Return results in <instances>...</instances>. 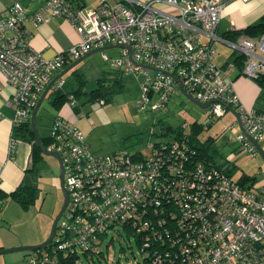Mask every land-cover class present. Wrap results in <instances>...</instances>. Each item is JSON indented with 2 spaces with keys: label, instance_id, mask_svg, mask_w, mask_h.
I'll use <instances>...</instances> for the list:
<instances>
[{
  "label": "built area",
  "instance_id": "1",
  "mask_svg": "<svg viewBox=\"0 0 264 264\" xmlns=\"http://www.w3.org/2000/svg\"><path fill=\"white\" fill-rule=\"evenodd\" d=\"M222 7V0H97L91 7L84 0H43L29 11L14 0L0 14V72L12 88L13 134L30 121L57 71L94 48L123 44L130 51L122 47L115 58L103 56L113 69L143 76L139 110L148 105L165 110L180 92L179 79L194 99L208 102L204 124L224 115L226 103L260 143L264 111L240 103L231 80L233 65L219 67L214 60ZM52 17L67 21L80 40L48 58L29 41L32 29ZM200 35L210 40L201 41ZM233 47L245 57V75L264 74V34H243ZM63 83L58 79L54 90ZM67 102L77 105L73 94ZM48 136L45 149L62 159L68 202L51 242L28 251L17 264H85L108 232L120 235L119 229L138 242L140 252L162 242L174 252L171 259L176 254L182 264H264V183L255 189L254 183L241 185L203 159L188 137L148 142L146 152L124 148L96 155L82 130L58 115ZM235 137L240 150L257 153L242 131ZM15 142L11 138L10 154ZM259 173L264 181V170ZM161 262L153 257L152 264Z\"/></svg>",
  "mask_w": 264,
  "mask_h": 264
},
{
  "label": "rangeland",
  "instance_id": "2",
  "mask_svg": "<svg viewBox=\"0 0 264 264\" xmlns=\"http://www.w3.org/2000/svg\"><path fill=\"white\" fill-rule=\"evenodd\" d=\"M8 1V0H6ZM22 6H26L29 0H17ZM33 4V3H31ZM30 5V4H29ZM115 58L118 49H107ZM109 57V55L107 54ZM76 67L86 78L87 87L94 86V78L101 74L102 70L109 69V60L105 59L101 51L89 54L80 60ZM143 76L128 73L122 89L115 92L105 104L98 101H89L85 95L77 97L83 113L88 115L78 119V124L83 130L89 149L96 155L106 154L112 151L126 148L128 151L142 150L146 152L148 142L162 141L173 138V133L159 135L160 124L165 128H182L184 132L190 130L195 121L204 124L207 119L205 108H201L191 102L180 92L176 91L168 102L165 110L153 111L149 105L144 110H139L136 103L140 100ZM156 100L154 95L153 101ZM36 116V127L41 137L49 135L50 120L56 112L45 99ZM38 111V112H39ZM41 115V116H40ZM234 117L230 111L211 120L209 127L201 130L199 138L205 140L213 137L210 153L216 160L226 159L235 165L231 169V177L238 180L242 174L253 176L254 189L264 183L263 176L259 173L264 170V159L257 152L255 155L238 148L236 134L238 127L232 125ZM264 148V141L260 142ZM224 161V160H223ZM58 162L46 154H41L37 163V173L31 176L30 181L37 183L38 191L34 201L22 205L16 201H10L8 208V225L11 231L21 237L26 243L17 246L36 245L43 242L50 233L53 219L51 214H57L62 199L58 189ZM31 175V174H30ZM250 183V182H249ZM246 184L247 185H249ZM55 217V216H54ZM120 235L108 232L99 246L101 255L95 253L90 262L85 264H151L143 260L136 242L122 229ZM24 252L13 251L0 255V264H17L22 261Z\"/></svg>",
  "mask_w": 264,
  "mask_h": 264
},
{
  "label": "crops",
  "instance_id": "3",
  "mask_svg": "<svg viewBox=\"0 0 264 264\" xmlns=\"http://www.w3.org/2000/svg\"><path fill=\"white\" fill-rule=\"evenodd\" d=\"M13 1L14 0H0L1 15L6 14L7 8ZM110 1L113 2L114 0ZM134 1L145 2L147 0ZM222 1L223 7L221 9L219 24L216 30V35L219 38L213 41L215 46L214 60L219 67L229 64L233 65L231 80L234 91L237 94L240 103L245 108H254L255 105H257V99L261 88L254 78L248 77L244 74L243 70L245 59L244 64H242L243 68L240 70V68L232 61L231 56L233 51L235 50L233 44H235L244 34L242 33L243 30L247 26L258 22L262 17H264V0ZM29 2L30 3H28L26 6H23L27 10L32 11L38 8L39 5L43 3V0H37L35 2H31L29 0ZM96 2L97 0H84V4L88 7L96 5ZM161 7L165 11H168L170 9L165 6ZM28 27L31 28L29 25ZM32 31L33 35L29 41L30 45L35 50L39 51L43 56L48 58L55 56L61 51L67 50L71 46L77 44L80 40L77 31L67 21L55 17L50 18L47 22L39 24L36 28H33ZM257 37L255 36V38ZM200 40L207 42L210 39L206 35H200ZM107 49H118V53L116 55H120L121 47L117 46H108L106 49L101 51L102 55L107 56L108 54L109 58L112 57V55H110L108 52H105V50ZM65 67L61 68L59 71H61ZM59 71H57L54 76ZM101 72V74H97V77L94 78L93 88L88 90L86 89L88 81L75 65L61 76L60 79L64 80L62 89L63 91L71 92L74 90V88L81 87V95H85V97L88 98L87 100L100 102L101 100L103 101V99L90 100L89 96L87 94H84V92H88L97 86V79L108 77V79L105 80L104 83L109 85L111 83H115V78L118 77L120 78L122 84L121 86L117 87H120L119 89H122L124 87L125 76L127 77L128 73H120L119 71L114 70L111 67L110 63L109 69L102 70ZM54 87H56V82L49 89L44 98V100L46 99L48 104L56 110V112L51 117L50 122H52L53 118L58 115L74 122L80 128L78 119L88 115L89 112L83 113L78 102L76 106H70L67 101L57 107L54 106L52 104V98L54 96L52 91L54 90ZM11 95L12 88L7 84L5 76L0 72V195H2V198H0V249L11 247L14 245H23L26 243H30L28 241L25 242L21 237L16 236L11 231V227L8 225V208L10 206H6V204H8L10 201H13L10 199L9 194L23 180L28 184H32L38 187L37 183H33V181H30L32 173H37V163L33 168H31V143L27 140L17 137L15 131L13 134L14 110L10 104ZM102 103L105 104L106 102ZM258 105L264 110V98L260 99V103H258ZM38 113H40V111ZM38 113L36 116H38ZM233 117L234 120L231 126L236 125L239 128L234 115ZM239 131L240 129H238V132ZM11 138L16 139L12 154L9 153V144ZM262 141H264V136ZM261 147L263 148V146ZM137 151L139 152L142 150L135 149L134 151L130 152ZM223 160L214 159V161L218 164H223L225 161H228L226 159ZM228 164H230L231 167L235 165L231 161H228ZM54 216L55 213L53 212L51 214V217L54 218ZM25 254L26 253H24V256Z\"/></svg>",
  "mask_w": 264,
  "mask_h": 264
},
{
  "label": "trees",
  "instance_id": "4",
  "mask_svg": "<svg viewBox=\"0 0 264 264\" xmlns=\"http://www.w3.org/2000/svg\"><path fill=\"white\" fill-rule=\"evenodd\" d=\"M242 33H244L245 35L252 36V37H255V36L259 37L260 35L264 34V17H262L258 22L247 26L243 30ZM231 57H232L231 59L234 62V64L237 65L241 70L243 68L242 64H244V59H245L244 55L238 52L237 50H234ZM114 70L119 71L121 73L120 70H117V69H114ZM107 79L108 77H102V78L97 79V86L88 92H84V94H87L90 100L103 99L104 103L109 101L111 96L119 90L120 87H117V86H121L122 83L120 81V78L116 77L114 81L115 83H111L107 85L106 83H104V81ZM254 79L257 81L258 85L261 88L258 99H257V105H255L254 108L256 110L264 111L258 105V103H260V99L264 98V74H260ZM52 93L54 95L52 98V104L56 107L64 103L65 101H67V96L69 94H73L75 98H77L78 96L82 94L81 87L74 88V90L71 92L63 91V89H56V90H53ZM210 124L211 122L202 124V123L195 121L194 123L191 124L190 130L187 132H184L181 127H179L177 130L173 128L168 129L159 123L160 131L158 134L167 135L169 133H173V138L188 137L190 139V142L195 146V148L198 149L200 156L203 159L211 161L213 162L214 165L221 167L228 173H231L232 167L230 164H228V161H225L223 164H218L217 162L214 161L213 155L209 151V148L212 146L211 144H212L213 137H208L205 140H202L199 138V134L201 130L204 128V126L205 128H207L210 126ZM15 134L17 137L27 140L28 142L31 143L30 157H31V163H32L31 168H33L35 164L39 162L42 152L39 146L37 145V143L35 142L34 135L30 127V121L27 123H24L21 126H17L15 128ZM40 138L42 141V145L44 147L47 146V144L49 143V136L40 137ZM254 179L255 178L253 176L249 177V176H246L245 174H242L241 177L238 179V182L241 185H246L250 182L249 185H251L254 183L255 181ZM37 191H38V187L32 184H28L23 180L9 194V196L11 200L16 201L17 203L19 202L22 205H24V204H28L35 200L37 196ZM0 198H2V195H0ZM136 243L138 244L137 241ZM100 253L101 251H99L97 254H100ZM142 254L144 255L143 260L151 264L153 262V257L155 256H160L162 258V262L157 263V264H182L181 257L177 256L176 254H175L176 259L174 260L171 259V256H174L173 255L174 252H170L167 245L163 244L162 242H160L159 244H156L154 248L149 252L146 250L142 251ZM87 260L88 262H90L89 259Z\"/></svg>",
  "mask_w": 264,
  "mask_h": 264
},
{
  "label": "water",
  "instance_id": "5",
  "mask_svg": "<svg viewBox=\"0 0 264 264\" xmlns=\"http://www.w3.org/2000/svg\"><path fill=\"white\" fill-rule=\"evenodd\" d=\"M108 46H117V47H124L127 48L130 51V47L127 45H123V44H112V45H105L102 47H98V48H94L92 50H90L88 53H86L85 55H82L81 57H79L78 59H76L75 61H73L71 64H69L67 67H65L64 69H62L61 71H59L54 77H52V79L49 81V83L46 85L45 89L42 91V93L40 94L37 103L35 105V107L33 108V110L31 111L30 114V127L32 130V133L34 135V139L35 142L37 143V145L39 146V148L41 149L42 154H46V155H50L52 157H54L59 165L60 168V187L63 191V195H64V200L63 203L60 207V209L58 210L57 214L55 215L53 222H52V226H51V230L49 235L47 236V238L36 245H28V246H17V247H12V248H1L0 249V255L1 254H6L9 252H13V251H22L24 253H27L30 250H34V249H39V248H43L45 247L47 244H49L51 242V239L54 235L55 232V228H56V223L59 219V217L61 216V214L63 213L67 202H68V193L67 190L64 186V182H63V165H62V159L59 153L55 152V151H47L44 146L42 145V141L41 138L39 136L37 127H36V115L41 107V104L47 94V92L49 91V89L55 84V82L61 78V76L67 72L70 68L74 67L80 60H82L83 58H85L86 56H88L91 53L97 52V51H103L104 49H106ZM151 68V67H148ZM177 82L179 84V89L180 92L183 96H185L187 99H189L191 102L195 103L196 105H198L201 108H206L208 106V102H200L196 99H194L191 95H189L187 93V91L184 89V87L182 86V83L179 79H177ZM224 105L226 106L227 110L230 111L236 119V122L239 126L240 131H242L247 138L251 141V143L256 147L257 152L262 156V158L264 159V149L261 147L260 143H258L257 141H255L253 139V137L251 135H249L242 127L241 125V121H240V117L237 113V111L231 107L230 105L224 103ZM168 129H170V127H168Z\"/></svg>",
  "mask_w": 264,
  "mask_h": 264
},
{
  "label": "flooded vegetation",
  "instance_id": "6",
  "mask_svg": "<svg viewBox=\"0 0 264 264\" xmlns=\"http://www.w3.org/2000/svg\"><path fill=\"white\" fill-rule=\"evenodd\" d=\"M57 179H58L57 181H58V184H59L58 189L60 190V192H61V196H62V199H61V202H60V206H59V209H60V207H61V205H62V203H63V200H64V195H63V191H62V189H61V187H60V168H59V165H58Z\"/></svg>",
  "mask_w": 264,
  "mask_h": 264
}]
</instances>
